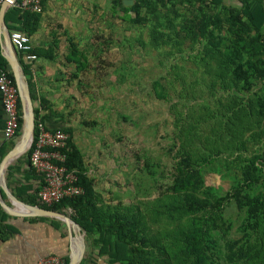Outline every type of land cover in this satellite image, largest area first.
<instances>
[{
  "label": "trees",
  "instance_id": "trees-1",
  "mask_svg": "<svg viewBox=\"0 0 264 264\" xmlns=\"http://www.w3.org/2000/svg\"><path fill=\"white\" fill-rule=\"evenodd\" d=\"M125 1L109 0L112 15L122 12L119 18L137 31L125 41L131 51L135 39L137 47L145 50L143 55L154 52L150 54L154 64L162 69L152 84L172 116L171 141L166 146L173 160L168 182L153 198L126 206L103 203L73 128L47 96L37 93L30 64L19 52L32 100L37 101L35 122L64 123L60 128L69 134L62 150L64 165L75 171L83 193L52 204L41 202L37 193L43 179L29 161L33 145L17 164L8 166V187L24 203L65 213L71 210L70 218L88 242L85 264L99 257L108 264H264L262 1L132 0L130 5ZM39 17L17 4L5 13L8 29L28 36L36 32ZM67 40L71 53L66 62L78 69L82 61L75 58L77 44L70 36ZM55 46L56 42L27 54L54 61ZM1 68L13 79L3 55ZM77 77V73L70 76ZM18 108L21 115L20 102ZM14 141H0V161ZM144 168L155 182V165L145 163ZM213 175L225 178L228 187L207 183ZM1 195L8 202L3 191ZM11 218L0 206V243L20 233ZM28 219L48 221L54 229L62 223L47 217ZM232 230L239 236L230 237ZM68 261L63 256L62 264Z\"/></svg>",
  "mask_w": 264,
  "mask_h": 264
},
{
  "label": "rangeland",
  "instance_id": "rangeland-1",
  "mask_svg": "<svg viewBox=\"0 0 264 264\" xmlns=\"http://www.w3.org/2000/svg\"><path fill=\"white\" fill-rule=\"evenodd\" d=\"M109 5L106 1L93 11H78L75 43L82 66L77 69L64 60L67 82L55 96L64 106L67 124L76 131L88 175L103 203L126 206L158 196L168 182L173 160L166 146L171 141L172 116L152 84L162 71L150 55L154 52L143 55L145 50L137 47L135 39L130 50L124 38L137 31L119 18L122 12L113 16ZM73 73L78 77L70 78ZM145 163L155 165V182L147 175ZM5 178L7 182L6 174ZM206 181L228 187L227 180L216 175ZM60 229L66 234L63 222ZM238 236L232 230L230 237Z\"/></svg>",
  "mask_w": 264,
  "mask_h": 264
},
{
  "label": "crops",
  "instance_id": "crops-1",
  "mask_svg": "<svg viewBox=\"0 0 264 264\" xmlns=\"http://www.w3.org/2000/svg\"><path fill=\"white\" fill-rule=\"evenodd\" d=\"M99 1L42 0L37 30L29 36L31 44L30 50L47 48L56 42L54 50L57 57L54 61H47L38 56H35L31 60H25L30 64L31 78L35 84L37 93H42L47 96L53 103V108L58 112L64 113L65 116L64 106L62 103L60 104V101H56L55 92L64 89V84L67 82L65 78L66 72L63 70L65 67L63 66L64 60L66 61V58L71 53L67 36L72 37L74 42L78 40V28L74 23L78 21V11H93L98 8L97 5H104L109 0ZM224 1L229 4L239 3L238 0ZM261 1L264 5V0ZM14 50L16 55H18L19 52L16 49ZM0 55H2L1 46ZM75 58H78V47L77 51H75ZM34 105L36 106L35 103ZM4 120L5 114L2 109L0 96V141L3 139L2 128ZM65 122V124L68 123L66 118ZM45 123L49 128H60L64 125V123L58 122L55 119H50L45 121ZM70 126L73 128V137L76 141V131L72 125ZM12 219H10V222L19 229L20 233L0 243V264H38V260L48 254L69 257L71 238L68 234V228L65 234L61 229H54L48 221L30 220L27 217H15V220L13 219L11 221ZM81 263L85 264L83 260ZM88 264L108 263L103 257H99Z\"/></svg>",
  "mask_w": 264,
  "mask_h": 264
},
{
  "label": "built area",
  "instance_id": "built-area-1",
  "mask_svg": "<svg viewBox=\"0 0 264 264\" xmlns=\"http://www.w3.org/2000/svg\"><path fill=\"white\" fill-rule=\"evenodd\" d=\"M4 0H0V7ZM24 11L41 12L42 0H15ZM9 38L12 46L25 53V59L31 60L35 55L27 54L31 48L29 36L18 30H10ZM0 96L5 120L2 128L4 140L14 139L19 135V95L14 80L8 75L5 68L0 69ZM36 135L33 136L30 148L33 149L29 156L30 165L43 179L39 189L38 199L45 204H52L64 198H72L83 193V188L77 183L75 171L68 170L64 165L65 154L62 150L66 147L69 134L61 128H49L40 119L35 122ZM29 148V149H30ZM63 256L48 254L38 260V264H62Z\"/></svg>",
  "mask_w": 264,
  "mask_h": 264
},
{
  "label": "water",
  "instance_id": "water-1",
  "mask_svg": "<svg viewBox=\"0 0 264 264\" xmlns=\"http://www.w3.org/2000/svg\"><path fill=\"white\" fill-rule=\"evenodd\" d=\"M14 1L4 0L0 7V46L18 91L22 122L18 140L14 142L11 149L0 161V206L11 217H47L62 221L67 226L68 234L71 238L67 264H81L87 249L85 232L81 227L65 212L24 203L12 193L6 182L5 174L8 166L29 150L35 127V105L31 97L28 80L16 55L15 48L10 42V30L5 21V13L9 7L13 6ZM131 3L132 0L125 1L127 5ZM1 191L5 193L9 203L2 198ZM71 226H74L77 232L71 230Z\"/></svg>",
  "mask_w": 264,
  "mask_h": 264
},
{
  "label": "bare ground",
  "instance_id": "bare-ground-1",
  "mask_svg": "<svg viewBox=\"0 0 264 264\" xmlns=\"http://www.w3.org/2000/svg\"><path fill=\"white\" fill-rule=\"evenodd\" d=\"M70 228L71 230H75L77 232V229L74 226H71Z\"/></svg>",
  "mask_w": 264,
  "mask_h": 264
}]
</instances>
